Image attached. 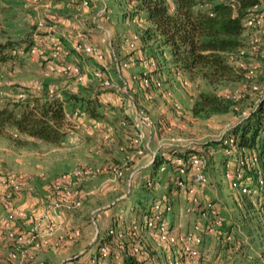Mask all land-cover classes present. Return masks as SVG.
Returning a JSON list of instances; mask_svg holds the SVG:
<instances>
[{
  "label": "rangeland",
  "instance_id": "374dc122",
  "mask_svg": "<svg viewBox=\"0 0 264 264\" xmlns=\"http://www.w3.org/2000/svg\"><path fill=\"white\" fill-rule=\"evenodd\" d=\"M80 1L0 0L1 37L24 42L16 56L0 67V105L28 96L44 98L51 91L59 97L96 100L101 106L100 119L92 120L80 108L67 105L65 119L71 121L73 132L59 145L32 141L12 131L0 137V177L12 173L21 182L10 205L18 208L21 203L16 200L24 196L29 205L34 202L31 210H42L23 212L24 217L12 213L17 217L11 221L14 226L22 225L20 219L26 225L19 228L24 244L9 251L16 250L18 256V250L25 249V260L19 256L17 264H121L122 245L145 250L150 264H264V195L259 190L264 183L246 187L250 178L243 177L240 155L228 144L233 126L264 99V47L258 44L252 51L249 44L251 39L260 40L264 30H245L244 48L229 57L240 80L210 86L168 66V54L145 39L146 22L132 13L125 0H85L86 5ZM133 35L138 41L131 49L126 43ZM27 41L33 43L34 55L27 53ZM83 44L102 54L105 70L75 51ZM139 54L155 62L156 70L148 71V78L159 86H141L142 70L134 61ZM117 61L133 65L117 68ZM72 65L81 81L65 69ZM100 68L110 87L93 76V70ZM201 91H215L228 99L229 112L193 116L190 106ZM172 148L200 152L196 155L202 157L204 167L202 187L189 173L173 170L167 156ZM243 155L252 156L247 151ZM161 156L166 163L155 166ZM112 168L121 175L115 176ZM237 170L240 178L235 176ZM62 176L69 178L70 200L58 206L55 183ZM178 181L183 185L178 186ZM243 199L256 211L241 219L237 210H243ZM0 210L6 212L1 206ZM45 212L58 226L51 232L50 224L40 221ZM147 213L154 220L152 227L141 224ZM29 214L36 219H27ZM214 217L230 226L225 238L228 248L216 233L219 226L212 225ZM38 223L41 226L35 230ZM161 226L168 236L176 237L174 242L159 238ZM5 231L8 239L12 230ZM103 238L110 242L105 257L97 248ZM47 252L53 256L37 259V254Z\"/></svg>",
  "mask_w": 264,
  "mask_h": 264
},
{
  "label": "trees",
  "instance_id": "16d2710c",
  "mask_svg": "<svg viewBox=\"0 0 264 264\" xmlns=\"http://www.w3.org/2000/svg\"><path fill=\"white\" fill-rule=\"evenodd\" d=\"M125 1L131 7L132 13L143 17L146 22L147 26L143 31L145 39L152 40L166 51L168 58L165 61L168 60L175 71L183 72L189 80L200 79L210 86L240 80L241 75L230 63L229 57L236 56L244 48L243 18L252 8L261 6L264 0H236L232 5L218 1L172 0V6L168 0ZM22 43L2 38L0 34V67L16 56L15 51L21 49ZM30 46H33V43L27 41L25 48L28 49ZM45 95L44 98L28 96L10 104L0 105V137H7L8 132L12 131L32 141L59 145L65 136L67 105L75 109L80 108L92 120H99L101 117L98 112L101 106L96 100L73 95L70 97H59L49 93ZM230 106V101L219 93L201 91L196 94L190 106V113L193 116L225 114L229 112ZM263 107L264 99L246 118L233 126L228 138L229 146L234 147L240 155L238 162L245 156L243 155L245 151L256 158L257 169L249 168L247 164L240 167L243 168L241 170L243 177L250 178V182L246 183L248 188L250 184L254 185L258 181L264 183ZM206 149L209 151L210 147L207 146ZM197 153L200 152L172 148L168 150L167 156L170 157L168 162L176 172L178 166L175 160L181 159L185 173L192 177L190 158L197 156L202 160ZM187 156L189 157L186 158ZM162 163H166L164 156L158 158L154 165ZM259 190L264 195V185ZM242 202L243 210L239 208L237 213L239 218L244 219L245 214L247 216L254 214L256 210L249 200L243 199ZM144 218L141 224L153 221L148 213ZM221 223L216 233L226 247L228 243L225 238L230 235V226ZM103 239L105 240L99 242L98 250L108 245L107 250L110 251L109 239ZM120 247L121 264H150L148 255L145 256V250L139 249V253H135L132 246ZM98 254L101 256L99 252Z\"/></svg>",
  "mask_w": 264,
  "mask_h": 264
},
{
  "label": "built area",
  "instance_id": "2783aa9c",
  "mask_svg": "<svg viewBox=\"0 0 264 264\" xmlns=\"http://www.w3.org/2000/svg\"><path fill=\"white\" fill-rule=\"evenodd\" d=\"M80 2L82 5H86L85 0H81ZM218 2L232 5L236 2V0H218ZM242 24L244 26V32H245V30H249V29L250 30L251 29H262V30H264V2L261 6L252 8L246 14V16L243 18ZM137 40H138L137 36L133 35V36H131V39H129L127 41L126 44L132 49V48H134V45L137 42ZM249 44H250V49L252 51H256L258 44H260L262 47H264V32L262 33L260 40H258L256 38L251 39ZM75 51L77 53H82L84 55L90 56L95 62L100 64L101 67L105 70L104 65H102V62H103L102 54L93 46L83 44L81 47L80 45H77V46H75ZM27 53H29L30 55H34L35 54V48L33 46H30L27 50ZM57 53H58V50H57ZM134 61H136V63L138 64V66L142 70V78L140 80L141 86L143 88H149L153 84H155V86H159L158 82L152 83V81L148 78V74H149L148 71H155L156 70L155 62L152 60H148L145 57L139 56V55L135 57ZM128 63L129 62H127V61H123V62L117 61L115 64H116L117 68H127L130 65H133V62H130L129 64ZM54 69H55L56 73H59L61 71V68H57V67L52 68L49 66V70L52 71ZM65 69L68 70V72H70L74 76H76L78 81H81L82 76L79 74V70L76 66H74V65L66 66ZM103 69L101 70V68H100V69L93 70V72H92L93 76L95 78H98V80H100L102 86H104V87L109 86L110 87L111 86L110 80H109L108 76L105 75V72ZM50 92L51 91H49V95H52ZM20 97H23V95H21ZM76 112L74 113V115L77 114ZM65 120H66V128H65V136L64 137H67L68 134L73 132L72 131L73 125L71 124V121L69 119H67V117ZM144 121L148 122V120L146 118L144 119ZM190 163H191V167H192V181L194 183H196L197 186L202 187L203 183L205 182V177H204L203 172H202L203 162L197 156H192L190 158ZM238 163L241 166H243L245 164L255 165L256 164V158L254 156H244ZM175 164L178 166V172L179 173H181V174H183V172L185 173V170L183 167V161L181 159H176ZM111 171L115 174V176L121 175L120 174L121 172H119L120 171L119 169L117 170L116 168H112ZM235 176L237 178H240V172L238 170L235 173ZM68 179H69L68 176H62L55 183V189L57 190L56 194H57L58 206H62L68 202L67 200H70V195L66 189V187L68 186L67 184H69ZM20 185H21L20 179L12 173L8 174L7 176H5L3 178L0 177V206L3 207L4 209H6L7 213L8 212L10 214L17 213L18 216L24 217L23 216L24 214L22 211L19 212V211H17L16 208H13L10 205V202L12 200V196L16 191H19ZM177 185L182 186L183 183L181 181H178ZM241 191L245 192L246 188L242 187ZM188 193L192 194L193 189H189ZM53 211L54 210H52L51 212L55 213V211L54 212ZM48 216H49V213L45 212V214H43L40 217V219H41L40 221L48 222L50 224L48 227V230L51 232V231H53V228H55V227L58 228V226H56L57 224L54 225L52 218L50 216L49 217ZM27 219L32 221V220H35L36 218L33 216V214H31V215L29 214V216H27ZM153 223H154V220L148 221L146 223V225L149 227H152ZM44 224H46V223H44ZM219 224H220V221L218 220V218L214 217L213 226H215V225L218 226ZM40 226H41V224L38 223L37 228H35V230H37ZM158 233H159V238L162 239L163 241L174 242V240H176V237H174V236L170 237V235L168 236L167 230L164 229V227H162V226L158 228ZM110 234H112L111 230H109V235ZM75 235H77V234L75 233ZM187 236H188V240H189L191 237L190 234ZM8 239L11 240L15 245L20 244V246H21L22 243L24 244V238L22 236H20L19 234H15L14 232H11V231H10V233H8ZM178 240H180V236L178 237ZM196 241H197V239H196ZM18 251H20L18 253V256L16 254V250L8 253V257H7L8 258L7 259L8 264H17L18 263L17 258L19 256H20V259L24 257L23 255L26 252L25 249L24 250H18ZM107 252H108L107 247L105 245L99 248V253L101 256L105 257L107 255ZM133 252L139 253L136 248H133ZM24 258H26V257H24Z\"/></svg>",
  "mask_w": 264,
  "mask_h": 264
},
{
  "label": "crops",
  "instance_id": "0c3cea01",
  "mask_svg": "<svg viewBox=\"0 0 264 264\" xmlns=\"http://www.w3.org/2000/svg\"><path fill=\"white\" fill-rule=\"evenodd\" d=\"M168 66H172V65L168 63ZM69 108L71 109L72 107L69 106ZM20 198H21V196L19 198H17V200H16L17 205H19L21 203L18 206V208H16L17 211H22V212H25V213H33V212H36V213L38 212L39 213L40 211H42V210H39V209L38 210H31L33 205H34V202H31V205H29L30 202L28 200L29 199L28 197L22 196L21 200H20ZM13 219H17L15 214H11V215L7 216V211L5 212L4 210H0V264H4L5 263L6 253L9 252L12 249V246H15V244L11 240L7 239V237L5 235V232H6L5 230H12V232H14L15 234H19L22 230L25 229V226H26L24 224V221L20 219L19 222H21L22 225L19 226V228H22V227L23 228H22V230H19L18 227L14 226L15 221L11 222ZM6 221H8V222H6ZM107 226L108 225H105V226L103 225V228L105 229V228H107ZM54 254L58 255V253H56V252H54ZM37 255H38V258L36 257L37 259H42L41 257H43V258L44 257H49L50 255L53 256L52 254H49V252H47V253H39ZM69 259L70 258H67V259H64V260L62 259V261H66V260H69Z\"/></svg>",
  "mask_w": 264,
  "mask_h": 264
}]
</instances>
